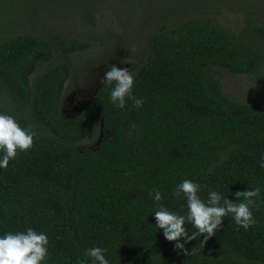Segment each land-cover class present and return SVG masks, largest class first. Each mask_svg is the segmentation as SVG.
I'll list each match as a JSON object with an SVG mask.
<instances>
[{
    "label": "trees",
    "instance_id": "obj_1",
    "mask_svg": "<svg viewBox=\"0 0 264 264\" xmlns=\"http://www.w3.org/2000/svg\"><path fill=\"white\" fill-rule=\"evenodd\" d=\"M2 3L0 20L11 21ZM253 16V34L264 41V22ZM164 19L147 38L149 59L134 72L133 95L143 106L114 107L112 87L103 84L71 119L60 115L70 56L89 45L14 30L0 40V114L36 132L32 149L0 169V237L28 228L46 234L44 264H92L84 253L93 247L107 250L109 264H264V106L230 97L216 77L218 69L260 76L264 51L210 16L171 28L159 27ZM56 58L64 61L30 83ZM92 137L96 145L80 149ZM186 179L201 186L204 202L216 191L237 203V192L259 188L255 225L245 230L229 215L203 249V237L181 239L189 253L195 248L184 255L156 228L154 213L163 206L188 214L186 198L174 195Z\"/></svg>",
    "mask_w": 264,
    "mask_h": 264
},
{
    "label": "rangeland",
    "instance_id": "obj_2",
    "mask_svg": "<svg viewBox=\"0 0 264 264\" xmlns=\"http://www.w3.org/2000/svg\"><path fill=\"white\" fill-rule=\"evenodd\" d=\"M9 6L3 13L11 21L0 20V40L9 31L49 37L58 33L89 45L87 52L70 56L72 73L64 85L60 115L74 118L98 93L110 66L136 71L150 56L147 38L157 31L156 22L169 28L191 18L210 16L226 28L248 33L264 51V41L253 34L248 18L264 22V0H1ZM204 8L209 12H203ZM0 10V12H2ZM90 17L87 18V16ZM49 35V36H48ZM62 58L36 69L30 83ZM124 61V63H122ZM217 79L230 97L264 106V71L256 78L217 70ZM92 137L80 149H91Z\"/></svg>",
    "mask_w": 264,
    "mask_h": 264
},
{
    "label": "clouds",
    "instance_id": "obj_3",
    "mask_svg": "<svg viewBox=\"0 0 264 264\" xmlns=\"http://www.w3.org/2000/svg\"><path fill=\"white\" fill-rule=\"evenodd\" d=\"M101 83L105 87H112L110 96L114 107L123 109L128 100H131L136 108L143 106L144 101L133 95L134 71L111 66L105 72ZM35 138L36 132L30 127L22 128L14 116L0 114V169L8 168L10 161L15 159L18 153L31 150ZM223 159L226 157L221 154V160ZM260 167L264 168V158L261 159ZM200 191L199 184L186 179L176 187L174 195L180 197L183 194L186 198L188 214L179 215L163 206L154 213L156 228L163 230L165 238L169 242H175V248L186 256L192 254L195 248L189 253L185 244L180 242L181 239L191 242L203 237L198 245L203 249L208 240L220 229L224 218L229 215L245 230L256 223L251 209L256 206L255 198L260 196L259 188L237 192L235 195L240 201L237 203L223 198L216 191L210 192L207 202H204L198 195ZM151 195L158 203L163 199L159 191ZM188 223L196 229L191 234L185 228ZM48 244L47 235L37 233L32 228H28L26 232L6 233L0 237V264H44L49 255ZM106 251L100 247H93L84 255L92 259V264H109L105 257Z\"/></svg>",
    "mask_w": 264,
    "mask_h": 264
}]
</instances>
